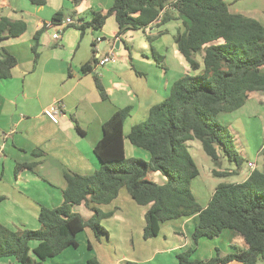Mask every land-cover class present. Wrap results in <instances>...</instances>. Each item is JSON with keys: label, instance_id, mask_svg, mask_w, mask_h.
<instances>
[{"label": "trees", "instance_id": "1", "mask_svg": "<svg viewBox=\"0 0 264 264\" xmlns=\"http://www.w3.org/2000/svg\"><path fill=\"white\" fill-rule=\"evenodd\" d=\"M28 1L35 6L47 2ZM79 1L72 0L74 4ZM90 14L89 22L76 26L81 33L87 28L100 30L112 16L118 26L117 37L126 30H140L150 46L161 34H146L148 27L180 20L183 31L174 36V43L193 73L175 80L167 98L153 105L147 119L132 126L127 136L123 134V126L131 108L116 111L102 125V137L93 148L98 170L90 175L65 176L62 204L53 209L40 208L38 229L11 230L0 224V259L41 264L68 248H76V236L86 228L97 239L107 236L101 220L109 215L102 214L97 206L110 204L125 189L137 205L147 207L142 233L145 240L156 237L162 223L198 215L192 233L193 246L179 253L175 264L264 261V170L251 171L240 183L219 184L202 208L191 191V182L199 171L187 146L189 141L197 140L214 165L224 156L240 165L228 129L216 118L221 113L239 110L250 94L264 93V25L251 17L231 13L224 0H114L106 13ZM61 16L56 13L51 21L58 23ZM25 30L24 22L0 17V41L18 37ZM44 30L43 27L34 34L31 47L34 64L39 57L38 38ZM152 58L156 65L162 63L154 50ZM97 62L93 56L81 71L92 72ZM16 65L17 59L3 50L0 80L10 78ZM94 81L100 98L106 100L98 77ZM125 139L147 152L149 160L126 158ZM18 169L15 168V175ZM233 172L212 171L219 176ZM149 173H161L166 181L162 184L151 181ZM81 204L93 213L87 220L73 211L74 206ZM226 229L240 235L247 249L233 246L235 251L224 256L217 251L210 259L192 258L200 239H214ZM31 243L36 245L32 247ZM87 264L99 262L92 258Z\"/></svg>", "mask_w": 264, "mask_h": 264}, {"label": "crops", "instance_id": "2", "mask_svg": "<svg viewBox=\"0 0 264 264\" xmlns=\"http://www.w3.org/2000/svg\"><path fill=\"white\" fill-rule=\"evenodd\" d=\"M234 1H225L229 11L241 14L238 10H231ZM113 2L80 0L74 4L72 0H47L45 5L35 6L28 0H0V17L22 21L26 25L25 32L20 36L0 41V58L5 50L17 59L10 78L0 80V224L11 230L29 229L27 225L28 222L32 224V220L38 229L40 208L53 209L62 204L65 176L90 175L98 170L99 162L93 148L102 137V125L116 111L131 108L123 126V134L127 136L132 126L147 119L153 105L167 98L175 80L193 73L174 43V36L183 31L180 20L165 24L163 31H159L155 24L151 25L149 29L156 30V33L146 34L161 35L154 41L156 44H142L140 57H134L129 46L126 35L131 30L116 36L118 26L112 16L106 19L100 30L87 28L81 33L76 28L90 21V12L104 14ZM56 13L62 16L58 23H53L51 20ZM65 18H70L72 24L65 27L59 40H54L52 35ZM252 18L258 21L256 17ZM43 27L45 30L38 38L39 57L34 64L31 51L35 42L33 38ZM149 49L151 54L154 50L162 58L160 65L154 64L153 59L147 56ZM110 51L114 53L112 61L104 66L96 63L90 73L81 71L93 56L98 60ZM197 60L201 63L200 58ZM95 76L105 90L106 100L98 94ZM258 95L256 102L264 104V97L260 93ZM56 102L62 105L63 113L58 123L54 124L43 115V110ZM124 152L126 158H129L128 152L137 153L126 139ZM261 155L260 165L248 161L260 171L264 170V155ZM16 167L19 169L15 175ZM215 171L226 172L222 169ZM232 174L239 175L238 172ZM249 174L250 170L241 182ZM210 198L199 205L206 207ZM80 207L85 208L86 215L78 211ZM97 208L102 214L109 215L104 220L114 221L126 233L133 234L121 245L126 249L130 243L133 252H128V256L115 264H175L176 256L193 246L192 233L198 215L162 223L157 236L145 240L142 233L147 207L137 205L125 189H121L110 204ZM73 211L85 220L93 214L82 204L74 206ZM106 231L107 236L97 239L91 230L84 229L76 236V248H68L41 264H87L92 258L99 264H105L107 260H110L108 264H113V249L108 251L101 241L104 238L106 245L112 243L111 235ZM222 235L227 240L222 247L216 243L201 242L213 241ZM220 236L200 239L192 258L205 260L214 257L217 251L222 256L233 253V246L248 247L243 238L232 230L226 229ZM200 243L205 249L202 252ZM35 245L31 243L32 247ZM0 264L18 263L8 258L0 259ZM228 264L240 263L234 261ZM258 264H264V261Z\"/></svg>", "mask_w": 264, "mask_h": 264}, {"label": "rangeland", "instance_id": "3", "mask_svg": "<svg viewBox=\"0 0 264 264\" xmlns=\"http://www.w3.org/2000/svg\"><path fill=\"white\" fill-rule=\"evenodd\" d=\"M225 1L229 2L231 0ZM230 7L232 11L238 10L241 14L247 15L251 18L256 17L258 21L264 25V0H235ZM163 28L164 25L160 26L158 29L159 31H163ZM155 33L156 30H152L150 32V34ZM130 35H132V37ZM126 37L128 38V43L131 47L133 56L140 57L142 44L145 46L148 45L143 32L140 30H131L126 35ZM152 44H156V42H152L151 45ZM146 53L147 56L152 60L153 58L150 49L147 50ZM262 72L264 73V67L262 68ZM260 95L264 97V93H260ZM258 96V93H254L247 104H245V106L241 109L233 113H221L216 118L217 122L221 126L228 129L230 136L232 137L235 151L234 155L240 160L239 166L236 165L234 159L229 160L227 156L222 157L217 165H214L213 161L202 150L199 141L192 140L187 143L189 153L192 156L199 171V175L191 182V191L197 197L199 204H204V202L208 201L209 197H211L212 191L219 184L240 183L242 179L249 173L250 169L247 166L248 161L257 162L258 165L261 164V154L264 155V104L256 102V100H259ZM135 151L137 152L136 154H131L128 152V157L139 158L144 161L149 160L145 151L136 148ZM217 169H222L227 172L231 170L238 172L239 175H214L212 170ZM148 178L158 184H162L166 181V177L161 173H149ZM78 211L83 215H86L87 213L83 207H80ZM107 217L108 216L102 218L101 224L109 231L112 243L106 245V239L104 238H102L101 241L104 242L103 246L104 248H107L108 251L113 249V264H115L117 260L123 258L124 256H128V252H133L130 243L127 244V247L129 248L125 249L121 246L123 240L128 239V237L133 234L126 233L125 230L114 221L107 222L104 220V218ZM28 223L29 224L27 225V228L36 229L37 226L36 223H33V220L32 224L31 222ZM226 241V237H223L222 235L213 241L201 242H205L203 244L216 243L218 247H222L226 244ZM200 246L201 252L202 249L205 250L202 243H200ZM109 261L107 260L105 264H108ZM117 264L125 263L119 262Z\"/></svg>", "mask_w": 264, "mask_h": 264}, {"label": "built area", "instance_id": "4", "mask_svg": "<svg viewBox=\"0 0 264 264\" xmlns=\"http://www.w3.org/2000/svg\"><path fill=\"white\" fill-rule=\"evenodd\" d=\"M72 24V20L70 18H65L63 22H61L59 29L57 32H55L52 35V38L54 40H59L61 37V34L63 33L64 29L66 26H69ZM50 25V24H49ZM151 29L149 27L145 30L146 33H150ZM114 58V53L113 51H110L108 54L105 56L98 58L97 65L98 66H104L110 61H112ZM63 113V108L62 105L59 102L53 103L47 108L43 110V115L50 120L52 123L57 124L58 123V118L59 116ZM247 166L250 169V172L255 170V165L251 162L247 163Z\"/></svg>", "mask_w": 264, "mask_h": 264}, {"label": "water", "instance_id": "5", "mask_svg": "<svg viewBox=\"0 0 264 264\" xmlns=\"http://www.w3.org/2000/svg\"><path fill=\"white\" fill-rule=\"evenodd\" d=\"M117 45H118V43H117Z\"/></svg>", "mask_w": 264, "mask_h": 264}]
</instances>
